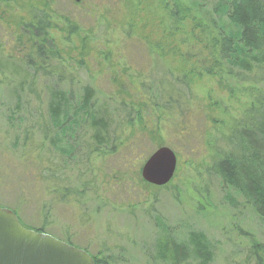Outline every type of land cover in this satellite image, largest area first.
I'll return each mask as SVG.
<instances>
[{
	"label": "rangeland",
	"instance_id": "rangeland-1",
	"mask_svg": "<svg viewBox=\"0 0 264 264\" xmlns=\"http://www.w3.org/2000/svg\"><path fill=\"white\" fill-rule=\"evenodd\" d=\"M40 2L53 3L55 53L62 57L56 56L50 66L54 75L36 73L26 84L36 91L27 95V110L23 106L28 123L38 119L36 109L47 116L48 97L58 90L79 94L92 86L102 103L126 102L129 108L131 123L117 128L112 152L111 146L90 152L93 143L86 131L89 149L82 145L66 171L71 177L68 189L89 182L80 197L73 193L62 199L50 189L47 172L27 167L24 149L14 147L8 125L9 89L23 76L3 69V62L14 63L21 72L27 56L34 58L21 42L20 27L30 22L29 11ZM9 3L10 8L0 0V206L18 213L26 226L44 228L63 242L69 239L110 264H154L158 244L170 238L188 242L189 234L197 231L211 241L213 264H257L259 257L264 264V223L211 171L216 157L226 151L225 139L236 120L251 104L253 89L252 82L236 81L226 63L223 68L217 64L212 35L194 29L193 19L178 31L171 29L173 19L162 10L161 0ZM213 3L204 6L209 12L204 21L213 16ZM71 24L77 26L73 34ZM212 70L216 76L209 75ZM185 72L190 85L177 82ZM173 90L177 101L168 106L163 92ZM40 138L38 134L36 141ZM49 144L45 149L54 154ZM160 147L175 151L178 165L172 181L157 187L146 183L141 171ZM254 241L260 246L252 247Z\"/></svg>",
	"mask_w": 264,
	"mask_h": 264
},
{
	"label": "trees",
	"instance_id": "trees-1",
	"mask_svg": "<svg viewBox=\"0 0 264 264\" xmlns=\"http://www.w3.org/2000/svg\"><path fill=\"white\" fill-rule=\"evenodd\" d=\"M10 8V0H1ZM212 0H161V7L177 29L189 20H195L194 29H201L203 33L212 35L214 49L218 53L217 64L222 68L227 66L229 73L236 81L246 84L253 83L250 91L251 104L241 113L236 120L235 127L225 139L226 151L216 157L211 166L212 173L220 179L225 190L234 192L235 196L242 199V205L254 213L260 222L264 223V0H215L211 4L213 16L207 21L203 17L209 14L204 8H208ZM40 5V7H38ZM32 6L29 11L32 19L29 23L22 24L21 42L32 49L34 58L27 56L26 67L19 72L14 63H5L3 69L19 73L22 82L14 89H9L11 110L8 117V125L13 131L14 147L24 149L22 158L26 166L42 168L49 175L52 191L64 197L78 194L82 196L89 182L81 183L76 188L71 186V177L66 176L70 164L81 152L86 131L91 133L94 153L101 149L113 151L115 133L120 125L131 123L128 119V104L126 102L116 104L101 102L97 91L92 86H85L79 94L74 92L56 91L48 97V114H43L36 109L38 119L33 125L28 123L23 116V106H27V95H34L36 91L26 88L31 83L32 77L37 74L50 78L53 74L50 66L57 58L62 57L55 53V45L52 30L55 28L51 22L54 20L53 3H41ZM194 13V14H193ZM211 16V15H210ZM194 17H200L197 21ZM66 22H70L67 18ZM71 22H75L72 20ZM170 27V26H169ZM24 29V30H22ZM77 31V26L71 24L69 34ZM27 38L28 41H24ZM85 40H81L82 50L85 49ZM89 46V45H88ZM2 64V63H1ZM0 64V66H1ZM13 65L10 70L7 66ZM27 73L24 74V72ZM189 73L182 74L177 82L190 85ZM210 76H216L217 72H209ZM60 76V75H59ZM192 81V80H191ZM5 83V81H2ZM177 87L175 81L172 83ZM166 91V90H165ZM175 90L164 93L166 105L173 106L177 101L174 97ZM176 94V93H175ZM171 107L168 108V110ZM40 113V114H39ZM38 134L41 138L36 141ZM50 142L55 149L54 154L45 149V143ZM84 148V150H85ZM62 156L61 162L55 158ZM76 162V161H75ZM79 177V176H78ZM81 180V177H79ZM65 190V193L63 191ZM78 192V193H77ZM69 194V195H68ZM79 202V201H78ZM232 204L237 208L236 200ZM14 212V211H13ZM16 213V212H14ZM20 219L18 213H16ZM21 224L23 222L20 219ZM39 233H46L44 228L36 229L28 227ZM46 226V225H44ZM189 241L185 242L170 238L157 245L158 253L154 264H188L195 261L197 264H213L214 252L209 238L202 232H191ZM68 244H74L66 239ZM75 245V244H74ZM260 244L253 242L252 247ZM81 249V248H80ZM84 251L88 252L87 249ZM96 264H110L96 256ZM263 257H259L257 264H261Z\"/></svg>",
	"mask_w": 264,
	"mask_h": 264
},
{
	"label": "water",
	"instance_id": "water-1",
	"mask_svg": "<svg viewBox=\"0 0 264 264\" xmlns=\"http://www.w3.org/2000/svg\"><path fill=\"white\" fill-rule=\"evenodd\" d=\"M175 151L160 147L145 162L146 183L168 185L177 169ZM0 264H95L88 252L46 233L29 230L11 209L0 206Z\"/></svg>",
	"mask_w": 264,
	"mask_h": 264
},
{
	"label": "flooded vegetation",
	"instance_id": "flooded-vegetation-1",
	"mask_svg": "<svg viewBox=\"0 0 264 264\" xmlns=\"http://www.w3.org/2000/svg\"><path fill=\"white\" fill-rule=\"evenodd\" d=\"M70 244V243H69ZM71 245H73V246H75L74 244H71ZM84 250V249H83ZM89 253V252H88ZM90 254V253H89ZM93 258H94V256H92ZM94 260H95V258H94ZM96 261V260H95ZM95 264H96V262H95Z\"/></svg>",
	"mask_w": 264,
	"mask_h": 264
}]
</instances>
